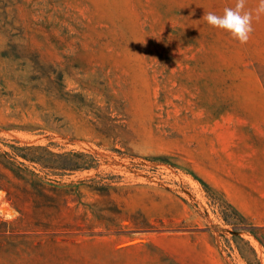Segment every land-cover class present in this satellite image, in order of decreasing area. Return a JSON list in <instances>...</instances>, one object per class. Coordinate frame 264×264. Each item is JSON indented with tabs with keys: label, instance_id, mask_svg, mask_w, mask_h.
Here are the masks:
<instances>
[{
	"label": "rangeland",
	"instance_id": "rangeland-1",
	"mask_svg": "<svg viewBox=\"0 0 264 264\" xmlns=\"http://www.w3.org/2000/svg\"><path fill=\"white\" fill-rule=\"evenodd\" d=\"M235 2L0 0V151H52L65 195L0 188V264H264L233 205L264 189V13L246 43L203 18Z\"/></svg>",
	"mask_w": 264,
	"mask_h": 264
},
{
	"label": "trees",
	"instance_id": "trees-1",
	"mask_svg": "<svg viewBox=\"0 0 264 264\" xmlns=\"http://www.w3.org/2000/svg\"><path fill=\"white\" fill-rule=\"evenodd\" d=\"M40 149L48 150L41 146H21L19 143H15L9 145V151H0V188L7 192L13 205L20 211H22L21 202L23 198L19 197L17 191L30 195L34 205L42 209L55 207L57 202L65 197L62 194L64 192L62 187L58 186L59 183L51 179V175H56L54 171L59 170L48 162V157L53 156V152L48 150L47 154H43L39 152ZM94 167H77L69 170L76 171ZM203 185L206 187V191H212L209 185L205 183ZM240 217L243 221L246 220L242 214ZM258 229L263 228L251 226L247 229V224L242 222L238 230L235 229V231H248L255 236L252 231ZM0 231L6 232V230Z\"/></svg>",
	"mask_w": 264,
	"mask_h": 264
},
{
	"label": "clouds",
	"instance_id": "clouds-1",
	"mask_svg": "<svg viewBox=\"0 0 264 264\" xmlns=\"http://www.w3.org/2000/svg\"><path fill=\"white\" fill-rule=\"evenodd\" d=\"M258 19L264 13V0H259L253 11L245 10V0H236L234 7H226L222 15L209 11L204 15L207 23L215 28L223 29L240 43H246L253 32V18Z\"/></svg>",
	"mask_w": 264,
	"mask_h": 264
},
{
	"label": "crops",
	"instance_id": "crops-1",
	"mask_svg": "<svg viewBox=\"0 0 264 264\" xmlns=\"http://www.w3.org/2000/svg\"><path fill=\"white\" fill-rule=\"evenodd\" d=\"M244 195L254 201L250 209H243L237 202H234L233 205L255 226L264 229V189L253 187L251 190H247Z\"/></svg>",
	"mask_w": 264,
	"mask_h": 264
}]
</instances>
